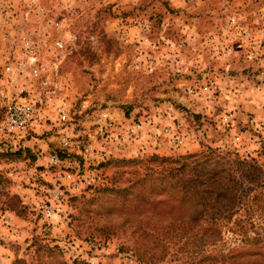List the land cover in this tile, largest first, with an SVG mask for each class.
Listing matches in <instances>:
<instances>
[{
  "label": "rangeland",
  "instance_id": "1",
  "mask_svg": "<svg viewBox=\"0 0 264 264\" xmlns=\"http://www.w3.org/2000/svg\"><path fill=\"white\" fill-rule=\"evenodd\" d=\"M5 59L26 70L0 96L32 97L45 120L0 144V264H168L204 184L238 180L240 160L263 174L237 181L238 204L264 199V0H0ZM226 220L223 250L239 239Z\"/></svg>",
  "mask_w": 264,
  "mask_h": 264
},
{
  "label": "trees",
  "instance_id": "2",
  "mask_svg": "<svg viewBox=\"0 0 264 264\" xmlns=\"http://www.w3.org/2000/svg\"><path fill=\"white\" fill-rule=\"evenodd\" d=\"M236 161L238 160L236 159ZM238 162L240 163L236 169L238 180L247 184H256L263 174L260 172V166L244 160ZM199 165L203 166V163H194L191 167L192 170H195ZM214 174H218L217 171ZM187 180L191 181V179ZM238 180L233 179L231 184L224 183L221 174L215 180L214 185L210 183L211 180L204 184L210 185L211 189L206 187L202 191L203 193L198 194L200 202L195 204L196 217L190 218V223L181 224L182 228H186L185 233L188 235L181 246L177 248V250L180 249V256L174 254L168 264H264V199L262 202L254 201L256 194L255 196L250 194L238 204V196L233 190V186L238 184ZM183 184L185 183L183 182ZM188 185L192 191L197 190L192 186V183L188 182ZM186 187V185H182L184 197H186L185 193L191 192ZM204 192L207 194L206 197H204ZM240 210H243L245 215L238 213ZM250 211L257 214L261 221L258 223L252 221L248 217ZM231 212L239 216L231 220L229 216ZM242 216L243 218H240ZM224 217L227 218V224L229 223L228 230L239 238L238 243L228 250H223L219 246ZM188 236L190 237L188 238ZM193 238L194 240L197 238L196 248L200 250L194 257L188 251V243L191 244ZM162 248L166 251L165 245ZM136 250L140 252L138 248ZM148 261L149 264H161L162 262L160 260L159 263H156L157 259L155 260L154 257ZM142 262L145 263V261Z\"/></svg>",
  "mask_w": 264,
  "mask_h": 264
},
{
  "label": "built area",
  "instance_id": "3",
  "mask_svg": "<svg viewBox=\"0 0 264 264\" xmlns=\"http://www.w3.org/2000/svg\"><path fill=\"white\" fill-rule=\"evenodd\" d=\"M56 45L60 46L58 42ZM36 56L31 54L28 57V66L26 76L29 79H36L40 77V67L35 63ZM25 63L21 61L10 62L7 59L3 60L0 66V79L1 76H9L12 73L25 72ZM48 82L47 78H42L40 83L46 85ZM36 101L30 96H21L20 94H14L13 96L7 97L6 95L0 96V144L5 147H11L12 142L21 141L25 134L29 132H35L38 126L43 123L45 118L42 115L40 108L36 105ZM55 115L58 116L59 120L64 122L67 119L64 107L58 106L55 111ZM104 119V127L117 129L111 119L107 116L106 112L101 115ZM44 119V120H43ZM119 134L120 132L117 131ZM59 146L62 149L67 150L69 146V137L62 136L59 139ZM83 157L96 158L92 155L91 150L88 147H84L81 151ZM47 160L50 164L54 165L59 160L56 154H48ZM53 196L60 197L61 194L53 193ZM53 211V210H52ZM43 214L48 215L49 210L43 209ZM52 213V212H51Z\"/></svg>",
  "mask_w": 264,
  "mask_h": 264
}]
</instances>
